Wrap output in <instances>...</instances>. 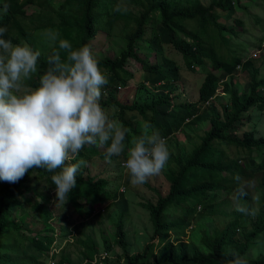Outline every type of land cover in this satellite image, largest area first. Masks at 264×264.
<instances>
[{
	"label": "trees",
	"instance_id": "16d2710c",
	"mask_svg": "<svg viewBox=\"0 0 264 264\" xmlns=\"http://www.w3.org/2000/svg\"><path fill=\"white\" fill-rule=\"evenodd\" d=\"M33 1L0 0V9L5 2L10 4L7 14L0 12V27L8 28L5 39L17 43L23 38L33 47L18 20V16L24 15V8ZM128 1L135 4L138 10L132 11L117 0H62L52 10L55 21L48 10L38 12L44 17L39 20L37 27H50L53 32L59 33L60 39L70 41L73 49L89 45L88 41L99 31L106 35L112 25L120 27L124 42L118 54L111 57L93 54L108 79V83L101 89L100 102L104 108L112 111L111 115H114L115 119L129 129L126 145L129 146L132 139L141 135L134 112L139 114L143 124L148 122L159 130L167 139L168 146L169 137L175 130L182 127L192 129L198 123H207L208 127L203 130L199 142L188 154H184L185 145L179 140L176 152L170 153V159L176 164L173 167H165V179L168 182L166 192L160 194L155 190L157 197L153 203H141L148 213L152 232L149 240L135 252L129 251L131 240L127 239L123 229L125 200L119 197L116 201L122 204L114 207L112 213L109 204L107 207L106 204L109 198H114L119 193H110L105 189L108 183L105 177L84 174V166L81 167L76 176L77 185L65 203L81 218L103 215L114 226L113 232L104 228L99 230V239L93 238L92 231H79L82 238L76 237L75 241L82 245L81 262L222 264L229 250L246 257L245 253L249 247L255 244L261 250L253 258H246L249 264H264V136L256 137L252 131L246 130L242 131L240 136L237 134L244 126V119L251 107L258 112L264 110V22L260 23V33L256 38L251 41L240 40L238 35L235 36V26L240 27L242 19L238 18L240 11L236 10L242 7L243 0H209L205 5L199 0ZM118 3L128 9L126 13L114 11ZM253 5L262 8L259 2H254ZM154 12L158 15V25L145 37L143 34L149 17ZM219 18L222 21L232 20L234 27L225 26ZM255 19L260 20L259 17ZM11 29L15 30L16 36L11 35ZM178 33L186 39L178 38ZM142 40H145L152 52L158 56L159 61L150 63L145 57L141 58L137 54ZM162 44L173 47L189 70L194 71L193 67H197L202 72L194 100L179 98L180 94L176 92L174 84L180 78L179 65L162 54ZM54 47L58 48V42L55 45L51 43L46 50H40L39 71L28 81L31 87L38 86L39 75L48 67L47 58L52 54ZM252 48L258 51L260 57L257 67L252 65L255 58L247 55ZM130 61L138 63L145 75L143 79L154 90L140 82L139 88L143 89L147 96L136 95L130 102L122 103L116 94L117 89L132 77V73L126 68ZM238 68L245 70L239 93L233 85L239 74ZM218 85L221 86L220 94L215 93ZM127 114L129 115L126 116ZM172 144L176 145L177 142L173 140ZM219 144H233L236 150H243L246 154H237L228 159L223 155ZM107 146L105 145V148ZM105 148L86 145L72 163L84 160V157L90 158L92 154L106 159ZM252 152L254 155H251ZM115 158L123 162L126 154L113 156L111 160ZM256 158L259 159L257 162ZM222 171L225 173L221 174ZM125 173L126 177H130L127 170ZM54 174L33 168L18 183L0 181V264H38L35 263L37 257L49 250L53 239L51 236H31L28 240L21 232L20 224L11 218V214L14 210L15 214L22 213L25 209L22 204L25 202L36 211L32 216H38L41 222L54 217L48 207V192L55 189L51 180ZM236 174L253 181L257 191L260 207L250 222H247L248 216L229 210L232 206V195L237 187L234 180ZM39 180L43 182L41 187H37ZM25 191L30 194L25 195ZM17 195L21 198L17 199ZM114 203L115 201L110 204ZM98 205H104L103 214L99 213ZM214 213L220 214V224L215 223ZM203 215H208L213 220L212 227H204L201 230L196 225L191 228V238L183 240L184 229L190 225L191 218ZM63 224L59 227H64ZM114 246L119 249L116 255ZM20 249H29L33 254L28 258L20 256ZM99 251L113 253V256H100ZM92 259L93 263L90 262ZM56 264H70V260L68 256L60 254Z\"/></svg>",
	"mask_w": 264,
	"mask_h": 264
},
{
	"label": "clouds",
	"instance_id": "9594fccd",
	"mask_svg": "<svg viewBox=\"0 0 264 264\" xmlns=\"http://www.w3.org/2000/svg\"><path fill=\"white\" fill-rule=\"evenodd\" d=\"M9 8L5 2L0 12L7 14ZM127 10L119 3L114 8L120 13ZM7 31L6 26L0 27V181L15 184L31 169H44L55 173L51 180L56 200L64 203L86 164L84 160L72 161L86 145H108L105 158L109 163L111 157L126 154L120 166L127 170L133 185H143L162 172L170 158L167 139L145 122L141 135L126 145L129 129L110 117L100 102L108 79L89 45L73 49L58 32L47 31V40L53 45L58 42V48L47 58L48 67L39 75L38 86L31 87L27 82L39 71L41 53L27 43L14 45L4 38ZM234 180L235 210L254 217L256 210L243 202L253 182L239 174ZM103 252L108 256L106 251L98 254ZM225 257L222 264H249L246 257L231 250Z\"/></svg>",
	"mask_w": 264,
	"mask_h": 264
},
{
	"label": "rangeland",
	"instance_id": "374dc122",
	"mask_svg": "<svg viewBox=\"0 0 264 264\" xmlns=\"http://www.w3.org/2000/svg\"><path fill=\"white\" fill-rule=\"evenodd\" d=\"M62 0H34L31 5H27L24 8V15L18 16L19 23L24 28L26 33L28 34L27 39L31 40L33 43V47L28 44L26 39L20 38L15 44H24L27 43L33 50H46L51 43L47 40L45 33L47 31H53L50 27L38 28L37 24L40 19H43V14L38 13L39 11L44 12V10H48L52 15V20L55 21L56 17L53 14V9H55L58 4ZM201 4L205 5L209 0H199ZM117 2L122 3L128 7V9L132 11H137V6L135 4L130 3L128 0H117ZM254 2H259L262 8H258L254 6ZM241 6L236 11H240L238 13V18L242 19V25L240 27H236L237 34L235 36H239L240 40L248 41L253 40L260 33V23L264 22V0H243L241 2ZM242 8L243 11H242ZM255 17H259L260 20L256 21ZM221 22L225 26L234 27V23L232 20H223L219 18ZM158 25V15L157 13H152L149 17V23L146 26L145 33L143 34L145 37L149 35V33L156 29ZM11 35L16 36V32L14 29L10 30ZM122 30L118 25H112L106 35L103 31H99L96 35L93 36L92 39L88 41L90 47L93 50V53L96 56L102 57L103 55H107L109 57L117 55L118 52L123 48V39L121 38ZM178 38H184L179 33L177 34ZM43 40V41H40ZM262 49L264 50V42L262 43ZM162 54L172 59L177 65H179V80L175 81L176 92H178L179 98L181 100H194L197 95V87L202 79V72L197 68L193 67L194 71L189 70L185 64L183 63L180 54L177 53L173 47L168 44H162ZM137 54L142 58L145 57L146 61L153 63L154 61H159L158 56L152 52L149 48L148 44L145 40H142L139 43ZM250 58H255L253 62V66L257 67L260 63V57H258V51L255 48L250 49L247 53ZM129 60V59H128ZM132 62V63H131ZM129 66H126L127 70L132 73V77L126 81L123 86H120L117 89L116 97L122 103H128L133 99V96L144 97L147 94L140 87V82L146 84V87L154 90L151 85H147L146 80L143 79L145 77L144 72L141 71L139 65L135 61H130ZM239 69V74L233 81V85L237 89L239 93L241 91V85L244 82V73L245 70ZM248 71V68L246 69ZM28 83V82H27ZM29 85V83H28ZM30 86V85H29ZM159 87V86H158ZM220 85L216 86L215 93L220 94ZM109 115L112 114V111L109 108H105ZM130 114L132 112H129ZM135 113V120L137 122V126L142 128L143 121L139 114ZM127 114L126 116H128ZM112 118L115 119L114 115H111ZM246 121V122H245ZM244 126L237 132L240 136L241 132L252 131L254 136H264V110L257 111L254 107L249 109L248 115L244 119ZM208 127L207 123H198L196 126H193L192 129L182 127L178 130H175L173 134L169 137V152L175 153L176 146L179 144V141L185 145L184 154H188L189 150L199 142V137L202 135L203 130ZM175 140L177 142L176 145L172 144V141ZM179 140V141H178ZM130 146V145H129ZM220 149L223 152V155L232 159L237 154L243 156L246 154L243 150H236L233 144H219ZM254 155V152L251 153ZM86 164L84 165L83 173L91 176L105 177L108 180V183L105 185V189L110 193L117 192L118 195H115L114 198H109V201L106 204H109V209L114 213V207L121 205L119 200L123 198L125 200L126 212L124 214V222L123 229L125 230V235L127 239L131 240V244H129L128 249L131 252H135L140 249L143 243L149 240V236L152 232V227L150 226V222L148 219L147 211L142 207L141 203L144 202H154L157 194L155 190H158L160 194H164L167 190L168 182L165 179V169L159 175L153 176L149 178V180L143 185H133L130 183V177H124V173L126 172L125 168L120 166V160L117 158L111 160V164L106 161V159H100L96 155H93L90 158L84 157ZM259 159L256 158V162ZM92 161V162H91ZM170 158L167 163L170 167L175 166ZM225 171H222L221 174H224ZM35 179V178H33ZM249 180V179H246ZM253 182V181H252ZM43 182L41 180L38 181L37 187H41ZM120 190V191H119ZM25 195H29V191L24 192ZM49 202L48 207L52 211L51 219L41 222L38 216H32L36 213L31 207H29L25 202H23L22 206L25 207L24 211L19 214H15V210L12 211L11 218H14L16 222H18L21 226V232L27 237L29 240L31 236H51L53 239L50 243L49 250L37 257L35 263L38 264H56L59 259V255L63 254L68 256L70 260V264H84V260L81 262L80 250L82 249V245L75 241L76 237H81L82 234L79 231L84 233L91 232V235L95 239H99L98 231L107 230L108 232L114 231V226L107 220V218L103 215H93L81 218L78 215H75L72 212V209L64 202H57L55 196V189L50 190L48 192ZM21 196L17 195V199H20ZM38 199V197H36ZM257 191L254 189V186L249 190L248 197L243 199L249 207L254 208L256 211L259 209L260 204L258 202ZM115 201L114 204H110ZM232 206L234 207L233 201ZM229 208V210L236 211L235 208ZM103 207V208H102ZM98 210L100 214L104 213V205H98ZM237 212V211H236ZM195 213V212H194ZM213 218L215 223L220 224L221 216L220 214L214 213ZM252 217H248V221L250 222ZM213 220L208 217V215H203L201 217H193L190 220V225L184 229V233L182 236L183 240H189L191 238V228L198 225L199 229L203 230L204 227L210 228L212 227ZM61 223H64V227H59ZM195 238H197L195 236ZM23 244V243H22ZM24 245V244H23ZM261 248L258 245L250 246L245 256L247 258H253ZM21 251V249H20ZM114 255L119 252L118 247L114 246ZM33 252L29 249L21 251L20 256H24L28 258ZM110 257L113 256V253H107ZM12 256V254H11ZM81 262V263H80ZM93 263V259L90 261ZM25 264H29L25 263Z\"/></svg>",
	"mask_w": 264,
	"mask_h": 264
},
{
	"label": "built area",
	"instance_id": "2783aa9c",
	"mask_svg": "<svg viewBox=\"0 0 264 264\" xmlns=\"http://www.w3.org/2000/svg\"><path fill=\"white\" fill-rule=\"evenodd\" d=\"M105 255V253L103 252L101 256Z\"/></svg>",
	"mask_w": 264,
	"mask_h": 264
}]
</instances>
